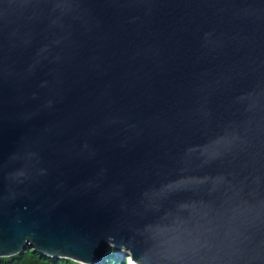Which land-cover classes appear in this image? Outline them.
<instances>
[{
  "label": "water",
  "instance_id": "water-1",
  "mask_svg": "<svg viewBox=\"0 0 264 264\" xmlns=\"http://www.w3.org/2000/svg\"><path fill=\"white\" fill-rule=\"evenodd\" d=\"M264 264V0H0V257Z\"/></svg>",
  "mask_w": 264,
  "mask_h": 264
},
{
  "label": "trees",
  "instance_id": "trees-1",
  "mask_svg": "<svg viewBox=\"0 0 264 264\" xmlns=\"http://www.w3.org/2000/svg\"><path fill=\"white\" fill-rule=\"evenodd\" d=\"M128 256L122 252H116L111 248L106 254L101 256L95 264H130ZM0 264H85L69 257H53L29 248L18 254L0 257Z\"/></svg>",
  "mask_w": 264,
  "mask_h": 264
},
{
  "label": "rangeland",
  "instance_id": "rangeland-1",
  "mask_svg": "<svg viewBox=\"0 0 264 264\" xmlns=\"http://www.w3.org/2000/svg\"><path fill=\"white\" fill-rule=\"evenodd\" d=\"M128 256H129V255H128ZM128 262H129L130 264H134V263H132L133 261L131 260L130 257L128 258Z\"/></svg>",
  "mask_w": 264,
  "mask_h": 264
},
{
  "label": "built area",
  "instance_id": "built-area-1",
  "mask_svg": "<svg viewBox=\"0 0 264 264\" xmlns=\"http://www.w3.org/2000/svg\"><path fill=\"white\" fill-rule=\"evenodd\" d=\"M133 263V262H132Z\"/></svg>",
  "mask_w": 264,
  "mask_h": 264
}]
</instances>
